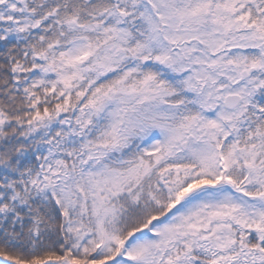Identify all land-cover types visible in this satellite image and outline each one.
I'll return each instance as SVG.
<instances>
[{
    "label": "snow or ice",
    "instance_id": "6c2138e0",
    "mask_svg": "<svg viewBox=\"0 0 264 264\" xmlns=\"http://www.w3.org/2000/svg\"><path fill=\"white\" fill-rule=\"evenodd\" d=\"M0 264H264V0H0Z\"/></svg>",
    "mask_w": 264,
    "mask_h": 264
}]
</instances>
